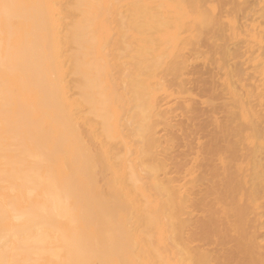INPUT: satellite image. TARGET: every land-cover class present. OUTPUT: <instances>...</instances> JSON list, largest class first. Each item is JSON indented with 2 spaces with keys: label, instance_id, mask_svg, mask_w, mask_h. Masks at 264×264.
Masks as SVG:
<instances>
[{
  "label": "bare ground",
  "instance_id": "6f19581e",
  "mask_svg": "<svg viewBox=\"0 0 264 264\" xmlns=\"http://www.w3.org/2000/svg\"><path fill=\"white\" fill-rule=\"evenodd\" d=\"M231 1L0 0V264H264V2Z\"/></svg>",
  "mask_w": 264,
  "mask_h": 264
},
{
  "label": "rangeland",
  "instance_id": "374dc122",
  "mask_svg": "<svg viewBox=\"0 0 264 264\" xmlns=\"http://www.w3.org/2000/svg\"><path fill=\"white\" fill-rule=\"evenodd\" d=\"M233 1V0H232ZM232 1H231V4H232ZM246 1H248V2H241V1H239V0H234L233 1V6H234V8H235V11H234V13L236 12V14L235 15H233V16H235V18H237L238 20H240V21H242V18H243V21H246V17H248V14L246 15V13H248L249 11V15H250V17L252 16V17H254V15H258V14H260L259 12H258V9L261 7V1L262 0H246ZM221 2H222V0H221ZM220 2V3H221ZM225 2L227 3V2H229V0H224V4H225ZM263 2H264V0H263ZM262 2V3H263ZM247 3V4H246ZM248 3H250V4H248ZM257 3V4H256ZM221 4H223V2L221 3ZM227 4H230V2L229 3H227ZM252 4V5H251ZM226 5V4H225ZM237 5V6H236ZM245 5V6H244ZM231 5H229V7H230ZM258 6H260V7H258ZM223 7H224V5H223ZM228 7V6H227ZM238 9H237V8ZM246 7L249 9L248 11H247V9H246ZM225 8V7H224ZM233 8V9H234ZM243 8H245V9H243ZM254 8V9H253ZM227 9H231V8H227ZM245 10H246V12H245ZM255 10V11H254ZM242 12V13H241ZM233 13V12H232ZM238 13V14H237ZM256 13V14H255ZM237 16V17H236ZM241 16H242V18H241ZM246 16V17H245ZM250 17L248 18V19H250ZM257 17V16H256ZM247 19V20H248ZM253 19V18H252ZM256 19V18H255ZM233 43L234 44H236V42H234L233 41ZM233 44V45H234ZM238 44L239 43H237V45H235V46H238ZM208 43H207V48H208ZM206 46V45H205ZM204 46V47H205ZM209 47H211L210 45H209ZM231 47H232V45H231ZM206 48V47H205ZM204 48V50H207V49H205ZM201 65V66H200ZM204 68V69H203ZM211 68V69H210ZM194 69V70H193ZM192 70H190V72L191 73H189L190 74V76L188 75V77H190L191 78V84H192V86H191V84H189V86H190V88L192 89L191 90V92L197 97V98H199V100H202V101H207V100H212V102L214 101V105H217L218 107H211V108H209V107H207V106H203V105H201V104H198V107L199 108H197V111H196V116H195V121L193 120V122H194V124L195 125H193L192 124V122H191V120L190 119H183V123H181L182 122V120L181 121H179V123H180V125H182V126H184V128L186 127V128H192L194 131H196L195 132V135L194 136H196L195 137V144L193 143V145H194V147L196 146V149H197V147H198V144H197V142L196 141H198V140H196L197 138H199L200 140H201V142H207L210 138H209V136H210V134H212L210 131H212L211 129H213V132L215 133V130H214V128L212 127L213 125H212V122H213V114H216V116H218V117H220V118H223L224 116H225V107L223 108V106L226 104V102H227V99H226V96H224V94H222V93H219V92H222L223 90H221V91H219L218 89H220V88H218L217 89V81H215L214 83H217V84H214L213 83V85L212 86H214L215 87V85H217L216 86V88L215 89H217V90H215L213 87H211V83L212 82H209V81H211V79L209 80V81H207L208 80V78H209V76H210V78H211V76H213L212 78H214V79H218V78H216V77H214L215 76V74L217 73V72H215V71H217L216 69H215V67L213 66L212 67V65L211 66H209V67H207V66H205V65H203L201 62H199L198 64H196V66L193 68ZM212 69H215L214 71L212 70ZM203 70V71H202ZM198 71V72H197ZM206 71V72H205ZM199 74V75H198ZM195 75V76H194ZM194 76V77H193ZM201 76V77H200ZM193 77V78H192ZM196 77H197V80H198V82H197V80H196ZM207 77V78H206ZM219 77H220V75H219ZM222 78V77H221ZM220 79V78H219ZM196 80V81H195ZM207 81V83H206V81ZM200 81V82H199ZM194 82H196V83H194ZM205 82V83H204ZM220 84V83H219ZM194 85V86H193ZM202 85V86H201ZM220 86V85H219ZM195 87V88H194ZM204 87V88H203ZM221 87V86H220ZM200 92H198V91ZM218 91V92H217ZM214 92V93H213ZM210 94V95H209ZM214 94V95H213ZM212 98H211V97ZM224 98V99H223ZM218 99V100H217ZM221 107V108H220ZM216 108V109H215ZM224 110H223V109ZM199 109V110H198ZM219 112H218V111ZM205 111V112H204ZM212 116V117H211ZM210 117L212 118V119H210ZM197 118V119H196ZM186 121V122H185ZM207 121V122H206ZM209 121V122H208ZM205 123V124H204ZM209 123V124H208ZM213 124H214V122H213ZM193 125V126H192ZM188 126V127H187ZM203 126V127H202ZM200 128V129H199ZM207 133V134H206ZM199 135V136H198ZM208 137V138H207ZM204 139V140H203ZM182 141V140H181ZM210 141V140H209ZM183 142H181V145H180V148H182V149H180V150H182L183 151V149H186L185 147H184V144H182ZM209 143V142H208ZM182 146V147H181ZM205 165V164H204ZM207 166V165H206ZM203 168H204V166H203ZM208 167H206L205 169H207ZM209 174V173H208ZM209 175H211L210 177H212L213 175H212V173L211 174H209ZM209 177V176H208ZM202 190V189H201ZM204 190V189H203ZM202 190V191H203ZM201 191H198V193H200ZM261 234V235H260ZM260 234H258L257 235V237H261L262 238V233H260ZM214 242V243H213ZM216 242V243H215ZM238 241H234V243H237ZM209 243L212 245V244H214V245H212V246H218L219 245V242H217V241H209ZM218 244V245H217ZM215 246V247H216Z\"/></svg>",
  "mask_w": 264,
  "mask_h": 264
},
{
  "label": "snow or ice",
  "instance_id": "6c2138e0",
  "mask_svg": "<svg viewBox=\"0 0 264 264\" xmlns=\"http://www.w3.org/2000/svg\"><path fill=\"white\" fill-rule=\"evenodd\" d=\"M9 7H13V5H6V4L0 3V8H9Z\"/></svg>",
  "mask_w": 264,
  "mask_h": 264
}]
</instances>
